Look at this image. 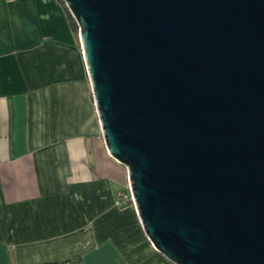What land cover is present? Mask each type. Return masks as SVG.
Masks as SVG:
<instances>
[{"label": "water", "instance_id": "obj_1", "mask_svg": "<svg viewBox=\"0 0 264 264\" xmlns=\"http://www.w3.org/2000/svg\"><path fill=\"white\" fill-rule=\"evenodd\" d=\"M62 1L153 249L264 264V0Z\"/></svg>", "mask_w": 264, "mask_h": 264}, {"label": "crops", "instance_id": "obj_2", "mask_svg": "<svg viewBox=\"0 0 264 264\" xmlns=\"http://www.w3.org/2000/svg\"><path fill=\"white\" fill-rule=\"evenodd\" d=\"M126 186L62 3L0 0V264H172Z\"/></svg>", "mask_w": 264, "mask_h": 264}, {"label": "built area", "instance_id": "obj_3", "mask_svg": "<svg viewBox=\"0 0 264 264\" xmlns=\"http://www.w3.org/2000/svg\"><path fill=\"white\" fill-rule=\"evenodd\" d=\"M115 206L118 208H123L126 206H133L134 207L133 197H132V194H131L130 189L128 187V184H127L125 190H120L116 193ZM65 264H69V263H65Z\"/></svg>", "mask_w": 264, "mask_h": 264}, {"label": "trees", "instance_id": "obj_4", "mask_svg": "<svg viewBox=\"0 0 264 264\" xmlns=\"http://www.w3.org/2000/svg\"><path fill=\"white\" fill-rule=\"evenodd\" d=\"M59 1L62 3V5H63L64 8H65V11H66V15H67V18H68L69 25H70V27H71V30L73 31V33L75 34V36H76V38H77L78 27H77V25H76L74 19L71 17V15L69 14V12L67 11V9H66V7H65V5H64V3H63V1H62V0H59ZM77 259H78V258H74L72 261H69V262H67V263H69V264H74V263L77 261ZM64 264H65V263H64ZM152 264H163V263H161V262H153Z\"/></svg>", "mask_w": 264, "mask_h": 264}, {"label": "rangeland", "instance_id": "obj_5", "mask_svg": "<svg viewBox=\"0 0 264 264\" xmlns=\"http://www.w3.org/2000/svg\"><path fill=\"white\" fill-rule=\"evenodd\" d=\"M78 33V32H77Z\"/></svg>", "mask_w": 264, "mask_h": 264}]
</instances>
